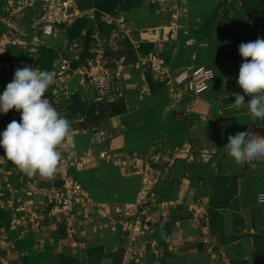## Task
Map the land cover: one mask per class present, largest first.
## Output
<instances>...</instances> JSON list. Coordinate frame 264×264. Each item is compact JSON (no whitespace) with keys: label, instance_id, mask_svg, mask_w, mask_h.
Returning a JSON list of instances; mask_svg holds the SVG:
<instances>
[{"label":"crops","instance_id":"1","mask_svg":"<svg viewBox=\"0 0 264 264\" xmlns=\"http://www.w3.org/2000/svg\"><path fill=\"white\" fill-rule=\"evenodd\" d=\"M160 9L156 7V12L150 13V20L154 16L159 17ZM135 10L137 8L113 14L115 20L119 21L114 24L120 26L119 30L130 37L134 23L131 14ZM160 22L163 25L157 22L151 24L158 32L165 30L166 21ZM202 25V21H197L191 22L189 27L198 29ZM170 28L174 30V27H167L165 39L171 35ZM172 45V53L176 55L181 45L174 41ZM91 46L92 44L90 50ZM83 49H86L85 43ZM191 60L190 65L173 71L168 61V68L176 74L183 69L198 66L196 56ZM212 67L218 74L211 91L200 98L192 96L195 102L188 107L191 113L186 119L179 120L176 118L179 105L189 94L170 78L155 77L160 87L151 89L145 71L135 70L126 64L122 80L123 88L125 79L130 82V89L127 86L126 92H123L126 112L103 121L99 126L111 134L108 146L137 151L148 159L151 155V163L159 168L153 166L154 179L157 181L147 205V216L153 221L156 232L148 237L146 250L137 249L135 256L128 239L122 264H264V252L256 242L257 234H264V203L258 199L259 193L264 191V160L238 164L227 154L225 147L230 135L252 130L255 124L264 121L260 118L253 120L246 106L239 109L233 106L232 93L241 92L236 83L239 73L237 62L216 57ZM76 81L77 78L71 79L70 93L73 92V96L79 93L84 101L92 102V90L80 85L78 81L76 84ZM133 84L140 88L138 92L132 89ZM70 97L69 93L61 91L62 105L66 106ZM119 101L120 99L116 102ZM80 115L77 113L66 118H75L76 122H81L84 117ZM89 129L74 126L68 137L85 150L91 141ZM82 141H85L84 146L80 143ZM205 143L209 147L199 149ZM135 146L146 147L149 156ZM183 148L189 151L177 152ZM221 178L233 180L234 187L227 184L220 189ZM137 179L134 198L127 201L137 200L143 189L142 178ZM3 216L8 217L7 224H2ZM173 216L169 242L160 243L157 230L160 224ZM9 222L10 214L0 212V226L7 228ZM102 229L97 228L94 236L102 237ZM0 236H8L14 240L18 234L8 231L4 235L0 233ZM66 237L67 231L63 226H47L42 232L29 234L19 240L9 251L7 263L0 259V264H58L57 260L62 255L73 258L76 264L87 263L89 251L95 246L94 238L87 236L84 240L85 250L74 251L69 243L64 242ZM27 240L29 241L26 242ZM151 241H157V244L152 246ZM97 242V246H103L105 240L99 239ZM104 250L107 252L108 246ZM101 263L115 264L111 256L104 257Z\"/></svg>","mask_w":264,"mask_h":264},{"label":"built area","instance_id":"2","mask_svg":"<svg viewBox=\"0 0 264 264\" xmlns=\"http://www.w3.org/2000/svg\"><path fill=\"white\" fill-rule=\"evenodd\" d=\"M80 1L0 0V21L9 29L0 37V68L4 64L9 65L6 62L9 50L17 45L27 50L31 57L27 66L41 70L38 61L43 48H52L53 42L60 38L63 32L68 34L79 19L86 18L90 21L89 26L82 29L79 38L72 42L71 49L76 53L61 55L51 71L54 82L49 87L50 94L44 98L61 115L72 102L74 93H70L71 79L77 78L80 85L88 86L92 90L91 101L94 103L113 104L123 98L122 80L126 64L117 62L115 66L108 65L104 58L108 40L100 28L103 21H119L115 20L113 14L95 7L82 8ZM155 1L157 0H153ZM88 38L92 41L91 52L95 56L85 63L74 66L80 61L84 51L83 44ZM142 40L132 39V42L138 46ZM130 66L143 71L145 67H149L155 77L170 78L178 87L196 98L210 90L217 78V70L210 65H199L173 74L168 68V58L156 50L141 55L139 60ZM61 91L71 95L66 106L62 105ZM141 92L143 94L144 90ZM250 98L245 95L246 102ZM177 113L182 118L179 120H184L191 110L186 108ZM13 120L20 121V112L15 110L6 120L0 114V132ZM252 130L264 135V123L255 124ZM89 131L91 141L85 150L69 137L58 147L61 158L51 178L27 176L14 164L11 165L12 162L1 157L0 212L9 213L10 222L7 228L0 226V233L4 235L8 231H14L18 234L14 240L8 236H0V259L3 263H7L9 251L19 240H23L29 234L40 233L51 225L63 226L66 229L67 237L64 242L69 243L74 251L85 250V238L90 231L97 232V228L100 227L109 228L114 233L122 231L126 234L134 256L137 249L146 250L149 242H144L143 238L147 233L153 234L155 231L153 221L147 216L148 199L157 181L154 179L153 163L147 156L137 151H125L108 146L107 142L111 139L108 130L94 126ZM188 151L186 148L177 150L178 153ZM254 161L256 160L242 163ZM99 163L113 165L123 176L141 177L143 189L138 199L118 203L95 200L76 173L93 168ZM258 199L264 203V191L259 193ZM150 243L155 246L157 241Z\"/></svg>","mask_w":264,"mask_h":264},{"label":"rangeland","instance_id":"3","mask_svg":"<svg viewBox=\"0 0 264 264\" xmlns=\"http://www.w3.org/2000/svg\"><path fill=\"white\" fill-rule=\"evenodd\" d=\"M81 1L85 7H96V0ZM131 1L132 0H119L118 6L112 12H115L114 15H116L137 8L135 13L131 14V16H133L131 18H133L134 22L132 26L133 32H130L132 38L121 32L119 30L120 26L114 24V22H102L105 24L103 31L108 40L105 45L104 58L110 66L117 65V62H122L127 65L136 63L142 54H145L153 47L151 46V42H154L155 46L152 49L161 52L168 58L169 66L172 71L178 69V67L190 65L193 56L197 57L198 66H213L216 57H220L221 59L236 61L237 66L240 68L243 58L238 51L239 45L264 35V32L259 31L264 29V0L256 17L259 21V29L255 32H251L253 30L251 28H256V26L242 0H157L155 2H153V0H143L132 9L128 10ZM156 7L161 8L160 13H158L160 19L154 16L150 20V13H155ZM131 18L129 19L132 20ZM161 20L166 21L164 26L174 27V30L170 28L172 30L171 35L168 36L167 39L162 40L158 35H152L151 38L142 35L145 30L156 28L154 25H151L155 22L163 25V22H160ZM197 21L203 22L200 28L192 29L189 27L191 22ZM8 31V26L0 21V37ZM68 34L63 32L61 37L53 42L52 48L44 47L45 51L42 57L44 62L51 63L52 67H55L57 59L61 57V55H74L76 53L75 50L71 49V45L75 39L79 38V35L72 37L71 33ZM132 39L143 40L138 46H135ZM173 41L176 42L177 45H181L176 55L172 53V51L174 52V47L172 45ZM90 56L91 55H85L82 52L81 60L83 59L85 61L87 58H90ZM30 61L31 57L28 51L23 49V47L17 45L11 47L6 60L9 65L4 64L3 67L0 68V94L5 90L6 85L12 82L15 70L27 66ZM134 69L137 70L136 68ZM130 71L131 69H129V72ZM134 73L137 74L136 72ZM145 76L148 78L147 81L152 82L150 85L151 89L153 87V89L156 90L160 87V83L155 78L153 72H151V68L145 67ZM75 83L77 84V81ZM129 83V80L125 79V92ZM211 88L204 94L210 92ZM129 89L128 86V90ZM132 89L138 92L140 88L133 84ZM176 91L178 92V90ZM173 95H175L174 92ZM194 102L192 95L189 94L179 105L178 111H183L189 106L191 107ZM100 104L101 103L94 104L88 101L82 102V104L79 105V110L80 116H83L84 119L81 122H76L75 118H67L71 128L74 126L92 128L112 118L116 110L122 108L120 102L108 105ZM14 111L15 109H12L7 114H2L4 119L10 118ZM69 114L72 115V113H67L65 117ZM177 118L182 119L181 115L178 113ZM145 141H147V139ZM84 142L85 141L80 142L82 146H84ZM206 147H209L208 143L201 145L199 149ZM135 148L147 154L146 147L135 146ZM196 153H198V151H196ZM204 153L206 152L204 151ZM3 154L4 150L0 148V158ZM149 159L151 162L153 161L151 155ZM153 166L159 168L158 165ZM76 176L81 180L91 196L97 201L118 203L132 200L137 190V176H123L116 168L106 163H99L93 168L77 172ZM231 183H233L231 180H219V187L221 189ZM127 191L129 192L127 193ZM173 219L174 216L172 219L166 220L160 224L157 230L161 238L160 243L169 242V237L173 228ZM1 220L2 224H7L8 217L3 216ZM96 222L99 223V221ZM102 230L104 231H102L103 235L100 238L94 236L95 232H89L88 237L90 236V239L94 238L93 244L95 246L90 249L88 262L84 264H102L101 261L106 256H111L115 264H122L125 257V247L128 244L127 235L123 234L122 231L113 234L114 232L112 233L111 229L106 227H103ZM150 234L147 233L144 236V242L149 240L148 237H151ZM99 239L105 240L103 246H97V241ZM28 241L29 240L26 242ZM105 246H108L107 252L104 250ZM57 263L76 264V261L67 255H62L59 260H57Z\"/></svg>","mask_w":264,"mask_h":264},{"label":"clouds","instance_id":"4","mask_svg":"<svg viewBox=\"0 0 264 264\" xmlns=\"http://www.w3.org/2000/svg\"><path fill=\"white\" fill-rule=\"evenodd\" d=\"M243 62L237 85L241 93H232L234 107L246 105L250 115L264 121V35L241 43L238 48ZM54 76L47 70L25 66L17 68L12 82L0 94V114L15 109L20 121L13 120L0 132L3 158L27 176H54L61 158L58 147L70 133L69 120L44 98ZM245 95L250 100L245 101ZM227 154L236 163L264 160V135L243 130L228 137Z\"/></svg>","mask_w":264,"mask_h":264},{"label":"trees","instance_id":"5","mask_svg":"<svg viewBox=\"0 0 264 264\" xmlns=\"http://www.w3.org/2000/svg\"><path fill=\"white\" fill-rule=\"evenodd\" d=\"M142 1L143 0H132L128 10L132 9L135 5L139 4ZM242 2L244 3L245 8L248 10V12H249V14H250L251 18L253 19V21L255 23V26H256V28H254L251 32H255V31H257V29H259V21H258V19L256 17H257V15L259 13V10H260L259 8H260L263 0H250V1L249 0H242ZM80 4H81V7L84 8V9L89 8V7H85L83 5L82 1H80ZM118 4H119V0H96V7L95 8H97L98 10L103 11V12L115 14V12H112V11L115 10V8L118 6ZM90 8H92V7H90ZM75 24L76 25H74V27L68 31V33L72 34V37L80 35L82 29L87 27V26H89L90 21L88 19H86V18H83V19H79ZM104 25L105 24L101 22L100 23V28H101L103 36H106L104 31H103ZM259 31L264 32V29L259 30ZM91 44H92L91 39L90 38L86 39V41H85L86 49L84 51V54L85 55H91L90 58L95 56V54L92 53L91 50H90V45ZM151 46H153V47H151V49L148 52H146L145 54H147V53H149V52H151L153 50L152 48H154V46H155L154 42H151ZM44 51H45V48H43V50H42V56H41V58L38 61V65L41 68V70H47V71L51 72L54 67H52L51 63H46L42 59V57L44 55ZM145 54H142V55H145ZM88 59L89 58H87L85 61L82 59L81 61L76 62V64L74 66H77V65H79L81 63H85ZM238 70H239V67H238ZM147 80H148V78H147ZM148 83H149V85L152 84L151 81L150 82L148 81ZM152 89H153V87H152ZM49 94L50 93H49V88H48V90L45 93V96H48ZM82 102H84V100L82 99V96L79 93H76L72 97L71 104L67 105L66 108L64 109L65 111L63 112V116H65L67 113H72V115L69 114V115L66 116V117H72V116H74V114L80 113L79 105H81ZM119 102L122 104V108L119 109V110H116V112L112 115L113 117L126 112L127 108H126L125 100L123 98H121ZM94 104H98V103H94ZM100 105H102V104H100ZM99 125H97V126H99ZM83 128L87 129L89 127H87V128L83 127ZM12 164L13 163H11V165ZM108 165H110V164H108ZM111 166L114 167L113 165H111ZM114 168H116V167H114ZM79 172H81V171H79ZM223 179L224 178H221V180H223ZM232 182L233 183H231V187L233 188L234 185H235V182L233 180H232ZM256 242H257V246L259 248H261V250L264 252V234L263 233L262 234H257Z\"/></svg>","mask_w":264,"mask_h":264},{"label":"bare ground","instance_id":"6","mask_svg":"<svg viewBox=\"0 0 264 264\" xmlns=\"http://www.w3.org/2000/svg\"><path fill=\"white\" fill-rule=\"evenodd\" d=\"M164 28H165V30H166V28H167V25H165L164 26ZM161 32H162V29L158 32V30L156 29V28H154V29H148V30H145L144 32H143V35L145 36V37H152L151 35H157L158 34V37H159V35H161ZM165 39V38H164Z\"/></svg>","mask_w":264,"mask_h":264},{"label":"water","instance_id":"7","mask_svg":"<svg viewBox=\"0 0 264 264\" xmlns=\"http://www.w3.org/2000/svg\"><path fill=\"white\" fill-rule=\"evenodd\" d=\"M159 38L164 40V38H165V30L164 29H162V32H161V35H159Z\"/></svg>","mask_w":264,"mask_h":264}]
</instances>
